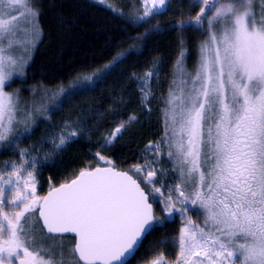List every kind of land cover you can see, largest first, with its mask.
<instances>
[{"label": "snow or ice", "instance_id": "6c2138e0", "mask_svg": "<svg viewBox=\"0 0 264 264\" xmlns=\"http://www.w3.org/2000/svg\"><path fill=\"white\" fill-rule=\"evenodd\" d=\"M98 2L135 30L168 11V0H138L128 11ZM41 15L37 0H0V153L9 155L0 162V264H132L146 234L177 221L176 235L141 264H264V0H189L187 17L168 27L199 38L179 41L158 138L119 168L103 153L139 118L118 120L96 143L95 163L62 182L50 176L46 192L43 171L71 144L99 135L90 121L104 113L82 106L75 119L54 117L139 54L136 41L163 29L126 34L130 46L101 66L67 84L32 86L25 99L13 84L26 82ZM158 75L133 77L146 115ZM41 124L38 142L22 147Z\"/></svg>", "mask_w": 264, "mask_h": 264}, {"label": "trees", "instance_id": "16d2710c", "mask_svg": "<svg viewBox=\"0 0 264 264\" xmlns=\"http://www.w3.org/2000/svg\"><path fill=\"white\" fill-rule=\"evenodd\" d=\"M37 2L41 5L42 12L38 22L42 38L27 68L24 79L26 82L22 84L17 80L13 84V88H21L26 96L30 95L28 89L32 86L43 85L51 88L62 80L67 84L68 80L77 73H87L101 66L110 60L116 51H122L130 46L132 41L122 43L128 39L126 34L138 36L143 34L146 28H152L157 23L163 29L159 33L149 35L147 39L136 41L141 48L139 54L133 55L95 93L79 98L61 113L72 116L73 111L77 112L81 105L99 109L104 115L97 117L98 132L111 129L117 121L118 113L113 114L109 111L112 98L116 103L121 104L114 106L115 111L119 112L122 107L125 113L132 112L133 109L138 110L139 98L135 87L129 81L131 75L142 73L159 61L161 75L166 81L161 83L158 91L161 89L166 94L172 78L179 41L184 39L195 43L199 38V33L185 31L181 34L168 27L180 19L181 13L187 17L189 0L172 4L165 15L156 17L152 24L138 30L129 27L123 22L124 18L117 17L105 6L93 0H37ZM112 2L122 7L136 4L135 0H112ZM116 45H120V48L115 47ZM189 67H191V60ZM121 72L124 74L121 75ZM158 117L157 106L154 107V113L151 116L140 115L139 123L130 125V130L125 132L119 143L103 154L109 156L119 168L127 169L132 163H136L135 154L149 140L156 139L160 133ZM98 137V135H92L89 139H80L60 154L55 166L44 172L45 192L50 176L57 177V180L53 182H62L65 176L82 167L84 163L90 161L95 163L92 156L99 150L95 147ZM178 223L177 221L164 227L157 226V230L151 231L132 264L151 245L158 244L163 238L176 235Z\"/></svg>", "mask_w": 264, "mask_h": 264}, {"label": "rangeland", "instance_id": "374dc122", "mask_svg": "<svg viewBox=\"0 0 264 264\" xmlns=\"http://www.w3.org/2000/svg\"><path fill=\"white\" fill-rule=\"evenodd\" d=\"M93 1H95V2H97L98 4H100L99 2H98V0H93ZM183 0H168V8L169 7H171V5L172 4H175V3H178V4H180L181 2H182ZM107 3H113L112 2V0H107ZM135 3H136V5L137 6H139V2H138V0H135ZM100 5H103V4H100ZM103 6H105V5H103ZM120 8H122V9H124L125 11H128V7H122L121 5H118ZM38 28H39V30H40V34H39V36H38V43L36 44V46H35V48L30 52V56H31V59H32V56H33V54H34V52H35V49H36V47H37V45L39 44V42H40V40H41V38H42V32H41V29H40V27H39V24H38ZM31 59L29 60V63H30V61H31ZM159 69V75H158V77L156 78V79H154L153 81H152V83H151V88H152V92H153V95L156 97V99L155 100H153V102L149 105V107L150 108H152V114L154 113V107H156L157 106V108H159V106H160V99H161V95L162 94H165L164 93V91H162L161 89L158 91V87L161 85V83H163V82H165L166 81V79L165 78H163L162 77V75H161V67H160V65L159 64H155V65H152L148 70H146V71H149V70H154V69ZM27 71V70H26ZM146 71H144V72H142V73H139V74H134V75H131L130 77H129V81H131L132 82V84H133V86L135 87V91L137 92V94H138V98H139V107H138V110L136 111L135 109H133V111L132 112H128V113H125V110H124V108L122 107L120 110H119V112H118V110H113L114 109V106H120L121 104L120 103H116L115 102V99H111V104H112V106H111V108H110V112H112V113H118L117 115H116V119H117V121L118 120H121V119H128V117H130V116H133V115H135V116H137V117H139L140 115H142V116H144V117H149V116H151V115H146V114H144V109H143V106L141 105V103H140V92H139V84H138V82H136V81H134V79H133V77L134 76H142ZM23 79H25V78H23ZM21 94H22V96L25 98V99H28V98H30V95H25V93L21 90ZM82 106H85V105H81V106H79L80 107V109H78V111L77 112H81L82 111ZM85 108H87L86 106H85ZM93 108V107H92ZM62 113V112H61ZM61 113H59L57 116L58 117H54V121L58 124L62 119H65V118H68V117H70V116H65V115H62ZM84 114H87V113H84ZM73 119H75L76 117H74V116H71ZM90 123H92L93 125H94V128L97 130V127H96V121H90ZM114 127V126H113ZM112 127V128H113ZM161 129V128H160ZM110 130V129H109ZM109 130H107V131H101V132H99V137H98V141L101 139V136L102 135H107V132L109 131ZM44 131H45V125L44 124H41L40 126H39V128L36 130V132H35V135L32 137V138H30V139H28V140H26V141H24V143L21 145L22 147H26V146H28V145H30V144H33V143H37L38 142V140H39V138L42 136V134L44 133ZM84 138H87V139H89V137L88 136H85ZM84 138H82V139H84ZM158 138V137H157ZM60 157V156H59ZM58 157V158H59ZM9 158V155H5V154H3V153H0V162H2V161H4V160H6V159H8ZM166 167H170V165H166ZM44 172H46V170H44L43 171V173H42V176L39 178L40 179V181H41V184H42V187H43V191L45 190V187H44V182H45V180H46V178H45V176H44ZM195 218V217H194ZM179 224V223H178ZM175 236V235H174ZM174 236H172V237H174ZM172 237H167V238H163V239H161L160 241H162V240H165V239H171ZM159 241V242H160ZM158 242V243H159ZM158 244H153V245H151L150 247H148L140 256H138V258L135 260V262L133 263V264H141V261H142V257H144L146 254H148L149 255V257L151 256V251L154 249V248H156V246H157ZM158 250V249H157ZM168 253L169 254H171V249H169L168 250Z\"/></svg>", "mask_w": 264, "mask_h": 264}, {"label": "water", "instance_id": "95a60500", "mask_svg": "<svg viewBox=\"0 0 264 264\" xmlns=\"http://www.w3.org/2000/svg\"><path fill=\"white\" fill-rule=\"evenodd\" d=\"M150 233H151V231H150ZM149 234H146V237L145 238H143V241L142 242H144V240L147 238V236H148ZM140 250V249H139ZM139 252V251H138ZM137 255V254H136ZM136 257V256H135Z\"/></svg>", "mask_w": 264, "mask_h": 264}]
</instances>
